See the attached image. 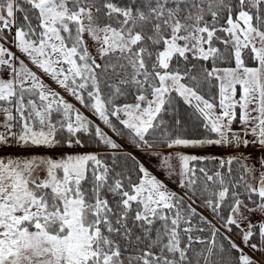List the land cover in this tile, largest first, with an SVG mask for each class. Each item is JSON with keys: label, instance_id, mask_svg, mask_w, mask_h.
Instances as JSON below:
<instances>
[{"label": "snow or ice", "instance_id": "obj_1", "mask_svg": "<svg viewBox=\"0 0 264 264\" xmlns=\"http://www.w3.org/2000/svg\"><path fill=\"white\" fill-rule=\"evenodd\" d=\"M0 264H264V0H0Z\"/></svg>", "mask_w": 264, "mask_h": 264}]
</instances>
